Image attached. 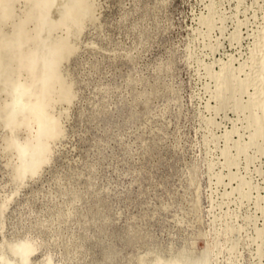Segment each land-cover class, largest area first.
<instances>
[{
	"label": "rangeland",
	"instance_id": "obj_1",
	"mask_svg": "<svg viewBox=\"0 0 264 264\" xmlns=\"http://www.w3.org/2000/svg\"><path fill=\"white\" fill-rule=\"evenodd\" d=\"M0 264H264V0H0Z\"/></svg>",
	"mask_w": 264,
	"mask_h": 264
},
{
	"label": "bare ground",
	"instance_id": "obj_2",
	"mask_svg": "<svg viewBox=\"0 0 264 264\" xmlns=\"http://www.w3.org/2000/svg\"><path fill=\"white\" fill-rule=\"evenodd\" d=\"M27 249V248H26ZM29 250L27 249V250H25V253H27ZM30 254V253H29ZM23 255V254H22ZM25 256V255H24Z\"/></svg>",
	"mask_w": 264,
	"mask_h": 264
}]
</instances>
